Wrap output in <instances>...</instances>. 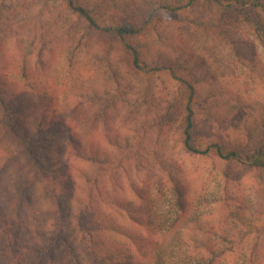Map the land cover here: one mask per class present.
Returning a JSON list of instances; mask_svg holds the SVG:
<instances>
[{
    "label": "rangeland",
    "instance_id": "374dc122",
    "mask_svg": "<svg viewBox=\"0 0 264 264\" xmlns=\"http://www.w3.org/2000/svg\"><path fill=\"white\" fill-rule=\"evenodd\" d=\"M148 1L159 4L171 0ZM210 15L212 19L209 18L204 25L189 24L191 34L181 36L202 58V66L198 68L210 71L213 85L221 89H217L218 96L206 100L207 104L198 102L195 106L205 111H202L204 123L193 134L205 137L223 135L234 141L240 134L235 128L229 129L228 123L239 122L243 110L236 114L238 106H230L227 102L232 96H238L251 105L260 104L264 108V48L248 30L244 17L216 9H211ZM97 18L102 28L115 25V17L103 11L97 13ZM39 34H44L45 38ZM174 34H162V43L168 41L167 36L175 38ZM33 36L35 40L30 42L28 37ZM157 36L159 34L154 32L151 35L154 39ZM0 39L6 42L8 55H20L22 50L29 52L28 71L32 68L37 70L36 74L47 72L44 80L58 91L61 96L59 106L65 104L62 109L69 114L75 112L72 105L80 101L78 93L84 91L81 97L87 96L88 100L81 98L83 107L80 105L76 114L81 120L75 124L82 131L91 128L87 131L89 145L93 151L107 156L96 158L94 162L72 156L66 168L60 169L59 166L53 174L57 177L67 171L76 184L75 191L81 192L84 198L91 192L97 195L95 184L88 186L85 180L94 178L96 182V178H100L101 189L107 191L108 196L107 203H101L98 212L102 221L127 228L142 245L155 242L156 235L145 230L144 224L136 219L160 221L161 226H166L176 218L172 190L161 171L162 157L177 167L178 176L183 177V181L185 179L191 190L189 199L193 201L195 212L193 224L201 225L202 230L213 229L216 249L227 247L226 242L223 244L224 238L233 242L234 253L222 256L220 264H250L255 255L259 256L260 264H264V171L240 163L228 164L210 156L191 155L183 150L182 131L189 92L182 84L162 72H129L126 57L111 36L78 22L67 13L62 0H0ZM132 41L136 43L138 38ZM40 62L43 68L39 66ZM114 74L120 81H125L124 89L115 85ZM19 81L17 78L16 82ZM208 106L211 108L210 118H207ZM165 108L168 114L159 124L155 117ZM250 108L253 110V106ZM250 131V140L256 142L257 125L252 123ZM9 136L0 127V191L5 187L13 189L17 177L24 183L38 177L33 172L25 174L24 169L30 170L26 153L19 144V149H15ZM144 143L156 149L155 154L147 153ZM6 156L11 158L7 160ZM38 187L32 204L24 206L23 214L35 212L38 216L39 211H49L56 223L57 218L64 215V222L78 231L79 210L75 202L69 203L60 213L54 196L58 191L48 192L50 185L47 182ZM227 193L231 197L230 204L243 218L242 225L228 215L235 213L222 202ZM79 199L83 200V197ZM237 225L238 229L233 231ZM29 227L34 231L32 220ZM185 236L181 233L175 241L179 244L170 252L171 260L184 259L185 264H195L197 259L192 255L199 252L196 245L209 239L207 235L204 239L193 237V233V238ZM36 237L30 238L29 243L37 240ZM114 239L121 240L117 235ZM121 241L130 246L129 241ZM74 244L79 247L78 240ZM25 245L29 244L24 239L16 241L12 251L0 254V264H34L35 260L42 258L31 256L23 249ZM59 255L63 264H73L65 246L61 245ZM46 263L49 260L43 261ZM80 263L92 264L84 255Z\"/></svg>",
    "mask_w": 264,
    "mask_h": 264
},
{
    "label": "trees",
    "instance_id": "16d2710c",
    "mask_svg": "<svg viewBox=\"0 0 264 264\" xmlns=\"http://www.w3.org/2000/svg\"><path fill=\"white\" fill-rule=\"evenodd\" d=\"M62 2L67 13L74 16L78 22L84 23L89 29L105 31L111 36L120 47L123 57H126L129 72L134 71L137 74L162 72L188 90L185 127L182 131V148L186 153L210 156L228 164L240 163L264 171V108L262 105H251L238 96H232L229 102L225 99V103H229L230 106H238L236 114L243 110L239 122L228 123L229 129L235 128L239 131L240 137L234 141L223 135L205 137L193 134V131L204 123L202 111H205L195 106L198 102L207 104L206 100L215 98V95L218 96V90L221 89L213 85L210 71L198 68L202 66V58L187 43V39L182 40L181 37L183 33L191 34L192 27L189 24L204 25L209 18L212 19L211 9H216L219 12L230 11L244 17L248 30L264 48V0H171L159 4L148 0H62ZM100 11L114 16L115 25L102 28L97 18V13ZM153 32L159 34V37L152 38ZM165 32L177 34L173 35H176L175 38L171 35L165 37L168 41L162 43L161 35ZM34 36L31 39L28 37V40L33 42ZM40 37L44 39L45 35ZM135 38H138L136 43L132 41ZM156 42L158 45L154 46ZM5 43L0 39V127L3 128V132L10 135L15 149H19L17 146L19 144L25 151L26 164L30 168V170H23L25 174L36 173L39 179L36 180L38 177H35L30 183H24L20 177H17L15 179L17 184L15 187L13 185V189L5 187L3 191H0V254L12 251L13 244L24 239L29 245L23 246V249L35 258L42 256L39 261L35 260L34 264H43L45 259L49 260L46 264H63L59 255L61 245L67 248L73 264H81L82 255L86 256L87 261L92 264H185L184 259L171 260L172 254H170L179 244H175V241L181 233H184V236L186 234L185 237L188 238L198 236L204 239L207 235L209 239L201 245L200 243L196 245L199 252H195L197 257L195 254L192 255L193 259H197L195 264H220L222 256L234 253L235 247L231 240L224 238L223 244L226 242L227 247L216 249V242L212 239L213 229L202 230L201 225L193 224L195 212L193 201L189 199L191 190L185 183V179L183 181V177L178 176L177 167L162 157L161 171L172 190L174 206L177 210L176 218L166 226H161L160 221L153 223L151 220L144 222L136 219L141 225L144 224L145 230L156 235L155 242L152 244L151 241L142 245L138 242V237L127 228L102 221L98 212L101 210L100 204H105L108 196L107 191L101 189L103 184L99 182L100 178L97 177L96 182L94 178L85 180L88 186L95 184L97 195L91 192L85 194L84 198L81 192L75 191L76 184L67 171L57 174V177L53 174L59 166L60 169L66 168L72 156L84 158L90 162L107 156L93 151V147L89 145L87 131L91 128L82 131L75 124L77 120H81L76 116L77 109L83 105L81 98L88 100L87 96L81 97V95L84 96V91L78 93L81 103L79 101L73 104L72 108L75 112L69 114L62 109L66 106L65 104L59 106L61 96L58 91L52 89L48 81L44 80L47 72L38 73L40 74L38 76L37 70L30 68L28 71L26 62L29 52L22 50L20 55L10 53L8 55ZM39 64L41 68L44 67L42 62ZM17 78L21 81L16 82ZM114 78L115 85L124 89L125 81H120L115 74ZM214 104H216L215 101ZM250 106H253V110ZM166 109L158 112L155 117L159 124L163 123L164 116L168 114ZM207 110V118L212 117L209 113L210 106ZM246 113L248 116H245ZM253 116L254 121H251ZM108 118L112 119V116ZM252 123L257 125L256 142L253 139L250 140ZM252 141L254 143H251ZM116 144L118 145V142ZM144 147L147 153L155 154L156 149L150 148L147 143H144ZM8 158L11 157L6 156L7 160ZM45 182L50 185L47 188L48 192L58 191L54 196L57 197L59 206L57 210L60 213L69 203L75 202L79 210L80 229L78 231H75L68 222H64V215L57 218L56 223L49 211H39L38 216L35 212L23 214L24 206L32 204L33 194L35 190H38V185ZM81 197L83 200L79 199ZM230 199L227 193L222 202L235 213L228 215L233 220L240 221L242 225L243 218L230 204ZM72 209L73 205L69 207V212ZM31 220L32 225H35L34 231L29 227ZM238 225L233 231L238 229ZM38 226H40L39 229ZM34 235H37V240L29 243V239ZM114 235L119 236L121 240L129 241L130 246H126L121 240H115ZM75 240L79 243L77 248L74 244ZM192 248L194 249L195 246ZM258 258L259 256L255 255V259H251L250 264H260Z\"/></svg>",
    "mask_w": 264,
    "mask_h": 264
}]
</instances>
